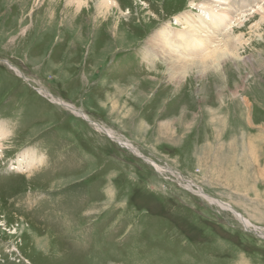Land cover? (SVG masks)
Returning a JSON list of instances; mask_svg holds the SVG:
<instances>
[{
	"label": "rangeland",
	"instance_id": "rangeland-1",
	"mask_svg": "<svg viewBox=\"0 0 264 264\" xmlns=\"http://www.w3.org/2000/svg\"><path fill=\"white\" fill-rule=\"evenodd\" d=\"M69 1L0 0V264H264V0ZM198 24L175 84L147 43Z\"/></svg>",
	"mask_w": 264,
	"mask_h": 264
},
{
	"label": "bare ground",
	"instance_id": "bare-ground-1",
	"mask_svg": "<svg viewBox=\"0 0 264 264\" xmlns=\"http://www.w3.org/2000/svg\"><path fill=\"white\" fill-rule=\"evenodd\" d=\"M99 1V0H98ZM97 1V2H98ZM197 1V0H196ZM220 0H206L203 2V4L201 5V9H206L207 7H214L215 5H217L216 3H220L219 2ZM248 1V0H247ZM75 3V4H74ZM194 3V1H193ZM69 6L70 8L72 7H75V9H77L78 7H80L82 4H81V0H70L69 1ZM113 4H117L115 3L113 0L111 2H108V1H105V0H100V4L98 5L99 8H103L108 10L110 9L113 5ZM222 4V3H221ZM194 5V4H193ZM258 5V4H256ZM58 6V5H57ZM68 6V7H69ZM129 6V5H128ZM212 7V8H213ZM81 8V7H80ZM98 8V9H99ZM257 9H262L263 6H258L256 7ZM97 9V10H98ZM131 9V8H130ZM146 9V8H145ZM210 9V8H209ZM215 9V8H214ZM218 9V8H217ZM101 10V9H100ZM99 11V10H98ZM111 11H112V8H111ZM201 11V10H200ZM262 11L264 12V9H262ZM109 12V11H108ZM107 12V13H108ZM219 12V11H218ZM103 15V14H102ZM156 15V14H155ZM202 15V14H201ZM220 15V14H219ZM263 15V13H262ZM109 16V15H108ZM264 16V15H263ZM101 17V16H100ZM106 17V16H105ZM108 18V17H107ZM105 19V18H104ZM131 19V17H130ZM185 22V24L187 26H189L190 23H194L193 21V18L189 15H185L183 18H182ZM240 19V18H238ZM205 20H202L201 23L205 24L206 22H204ZM211 21V20H210ZM216 23L217 22H212L211 21V25L213 27H217L216 26ZM76 26V25H75ZM195 29L194 30H190L191 32H193L194 34H192L190 31V34H192L193 37L191 36H186V41L184 43L187 44V46H185L184 44H182L183 46H185L184 48H180V43L178 41V33H175V32H172V31H162L161 33H158L156 34L155 36L151 37V39L148 41L147 43V46H148V51L151 52V53H154L155 55H157L158 58H161L162 60H164L166 66H167V71L169 72V75H170V79L171 81H175V84L176 82H180L181 80L189 77V73H191V71L193 69H201L203 72L204 70H207V69H213L214 67L218 66L219 63L223 61V58L224 56H226V54L221 53V48L222 46H215L214 48H212L211 50H209V54L207 57H203L201 58L200 55H199V52L198 51V46H199V43H198V39L199 37L197 36L198 32H203L201 31L202 28H201V25L198 24V25H195ZM237 27V26H236ZM117 28V27H116ZM119 28V27H118ZM232 29V28H230ZM233 30V29H232ZM115 31V30H114ZM229 33V32H228ZM81 34V33H80ZM215 32L211 30V32H204V35H205V39H203L204 41H202V43H208V45L210 44H213L217 41V39L215 38L216 35H214ZM104 39V38H103ZM198 40V41H197ZM216 40V41H215ZM104 41V40H103ZM221 44L224 43L222 40L220 41ZM219 42V43H220ZM217 43V42H216ZM218 44V43H217ZM225 47L227 48V50H230V45L228 43H225ZM181 45V46H182ZM207 45V46H208ZM223 45V44H222ZM211 46V45H210ZM239 48V47H238ZM147 51V53H149ZM196 51V52H194ZM188 52H190L191 54H187ZM194 52V53H193ZM208 52V51H207ZM150 54V53H149ZM230 54V53H229ZM202 56H205L204 54ZM228 56V55H227ZM225 60V59H224ZM231 60V59H230ZM221 66V65H220ZM222 67V66H221ZM221 67H218L217 71L219 70V68ZM211 69V70H212ZM198 70V71H199ZM213 72V71H212ZM200 74H202L201 72H198ZM208 74V73H207ZM205 73V75H207ZM167 75V74H166ZM199 75V74H198ZM152 81V80H151ZM187 82V81H186ZM184 83V82H183ZM173 85V84H171ZM179 85V84H178ZM181 85V83H180ZM183 87V86H182ZM181 88V87H180ZM179 89V88H178ZM178 92V91H177ZM180 93V92H179ZM179 93H176V95H174L173 97L176 98L177 96H179L180 94ZM179 94V95H178ZM49 96V95H47ZM184 97V96H183ZM182 97V98H183ZM52 98V97H51ZM181 97H179L180 99ZM186 98V97H185ZM184 98V99H185ZM53 100V98H52ZM55 101V100H54ZM178 101V100H177ZM185 101V100H182V102ZM188 101V100H186ZM58 102V101H57ZM67 109H70L74 114L76 115H79L80 117L83 118H86L82 113H80L79 111H76L73 107H70V106H66L64 105ZM180 106V105H178ZM177 106V107H178ZM173 111V110H172ZM185 113V112H184ZM85 120V119H84ZM86 121H88L90 124L93 125V127H95L96 129L102 131L105 133V135L107 136V138H110L116 142H118L119 144L121 143L122 145H124L125 147H127L128 149H130L132 152H134L135 154L138 155V152L136 151V149L134 147H132V145L129 143V142H124L122 141L121 139L119 138H116L114 135H113V132L109 131V130H106L102 127H99L98 125H95L93 124L92 122H90L87 118H86ZM250 123V122H249ZM4 131V132H3ZM7 136V132L5 130H0V149L2 148V142H3V139L4 137ZM260 140V139H259ZM224 150V149H223ZM248 155V154H247ZM254 155V154H252ZM38 161V160H37ZM35 159L33 160L32 163L34 162H37ZM254 161V160H253ZM31 163V164H32ZM38 163V162H37ZM36 163V164H37ZM40 164V163H39ZM155 164V163H154ZM27 167H31V165L27 166ZM155 167V166H154ZM156 168L158 170H162L161 168H159L158 166H156ZM28 171V170H27ZM242 179V178H241ZM190 185V184H189ZM191 186V185H190ZM190 188V187H188ZM201 194V196H204L201 192L199 193ZM205 197V196H204ZM210 203H215V204H218L221 208L225 209V210H228V211H231L233 212V214L238 218V220L241 221V223H243V225L245 227H249L250 228V223L245 220L243 217L241 218L237 213H235L228 205L226 204H223L217 200H214V199H211L209 197H205ZM260 236L263 237V235L259 234ZM33 236V235H32ZM48 236V234H47ZM49 238V237H48ZM49 244V243H48Z\"/></svg>",
	"mask_w": 264,
	"mask_h": 264
},
{
	"label": "water",
	"instance_id": "water-1",
	"mask_svg": "<svg viewBox=\"0 0 264 264\" xmlns=\"http://www.w3.org/2000/svg\"><path fill=\"white\" fill-rule=\"evenodd\" d=\"M38 93H40V92H38Z\"/></svg>",
	"mask_w": 264,
	"mask_h": 264
}]
</instances>
